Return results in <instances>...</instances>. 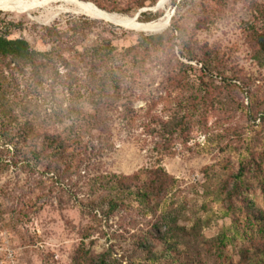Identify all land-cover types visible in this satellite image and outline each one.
I'll return each instance as SVG.
<instances>
[{"label": "rangeland", "instance_id": "obj_1", "mask_svg": "<svg viewBox=\"0 0 264 264\" xmlns=\"http://www.w3.org/2000/svg\"><path fill=\"white\" fill-rule=\"evenodd\" d=\"M173 1L51 0L0 9V20L19 23L11 36L26 38L38 50L49 48L40 27L59 22L65 29L69 16L101 22L91 29L89 40L100 33L119 50L134 45L140 34L163 33L172 22L180 27L167 34L164 48L151 55L134 81L112 95L113 103L99 97L96 84L86 77H79L71 95L59 79L51 87L47 73L37 86L22 78L6 95V114L14 123L30 121L72 135L89 129L92 136L106 139L109 148L88 151L84 160L73 156L76 164L81 162L80 171L65 178L44 174L41 166L0 172V264H95L97 257L105 264H250L249 251V258H255L251 246L264 242V225L259 231L245 208L264 216V120L259 115L264 112V66L254 57L251 34L252 29L264 30V0ZM165 15L168 25L152 32L123 21L153 23ZM193 53L196 57L189 59ZM205 62L216 69L202 72ZM175 76L182 79L179 85ZM196 97L187 131L172 136L165 151V140L157 134L160 125L169 122L178 102ZM66 108L71 116L58 123L51 114ZM96 111L103 125L79 126L87 122L85 115ZM155 166L178 181L159 213L144 216L134 209L107 218L85 207L92 197L90 181L100 173L131 175ZM238 172L243 174V192L224 194L232 191ZM172 215L176 224L170 242L176 248L167 253L157 243L158 258H147L135 245L138 238ZM195 222L196 238L193 232L184 238L181 227L190 229ZM232 224L245 231L244 239L234 237L224 246L206 244Z\"/></svg>", "mask_w": 264, "mask_h": 264}, {"label": "trees", "instance_id": "obj_2", "mask_svg": "<svg viewBox=\"0 0 264 264\" xmlns=\"http://www.w3.org/2000/svg\"><path fill=\"white\" fill-rule=\"evenodd\" d=\"M142 14L145 15V13ZM147 20L150 19H143V21ZM67 21L70 22V26L65 29L59 22L41 26L40 36L49 48L38 50L26 38L11 36L12 31L17 29L18 22L6 18L0 20V172L9 167L33 171L41 166L44 174L52 173L56 179L65 178L66 175L80 171L81 162L76 164L73 156L81 155V160H84L88 151L97 152L107 150L108 147L106 139L100 140L99 136H92L89 129L72 135L64 130L50 131L39 125L35 126L30 121L14 123L13 118L6 114L5 97L20 86L22 78L34 81L37 86L42 84L43 75L47 73L46 78L51 79L49 84L51 87L59 79L62 88L73 95L76 93L72 90L73 85H76L79 77L83 76L96 84L99 97L109 99L113 103L112 95L123 89L124 84L128 85L134 81L137 71L139 73L144 64L150 62L151 55L164 48L167 34L180 31V27L172 22L165 32L140 34L134 45L119 50L112 43L111 38L100 33L93 40H89L91 29L97 22L101 23L98 20L85 16H69ZM108 26L112 28L113 25ZM109 32L113 33L111 30ZM251 38L254 45V57L260 65L264 66V30L252 29ZM195 57L194 53L188 56L189 59ZM214 69H216L214 66L205 62L200 70L207 72ZM174 78L176 85H179L182 79L177 80L176 76ZM194 98L178 102L177 110L172 114L169 122L160 125L157 134L165 140L166 145L164 142L161 145L165 151L169 148L172 136L181 135L187 131L191 123L188 112L194 109L196 100L199 102L198 97L195 101ZM206 98L207 96L204 95V102L207 101ZM64 111L66 114L63 113ZM70 112L71 108L55 110L51 116L61 123L65 115L71 116ZM259 115L264 120V112L260 110ZM85 118L87 122L80 123L79 126L98 129L104 122L98 111L85 115ZM14 119L17 120L15 117ZM97 140H100L105 148ZM242 175L241 172L236 174L232 191L228 189L224 194L230 192L239 196L243 192ZM177 185V179L161 166L142 168L131 175L100 173L90 181L89 191L92 197L85 207L90 212L101 211L107 218L119 213L130 214L134 209L138 211L140 209L139 212L147 216L163 210L169 195ZM221 191L223 192L224 189ZM245 210L249 219L254 225H258V230L262 232L263 214L256 210L248 213V210H251L249 207ZM170 219L159 223L160 225L154 224L147 235L138 238L135 245L145 252L147 258L152 260L158 258L154 250L157 243H160L167 253L176 248V244L173 246L170 242L174 238L175 216L172 215ZM198 223L195 222L190 229L181 227V230H184L183 237L185 238L186 234L191 232L195 237ZM232 228L233 234L230 236L227 233ZM242 232L232 224L220 235L206 239L205 242L224 246L234 237L244 239L245 231ZM251 247L257 254L255 258H249L252 254V251H249L250 255L247 258L250 264H264V242ZM85 253L89 254L88 250ZM162 254L164 252L159 255ZM95 264H105V261L97 257Z\"/></svg>", "mask_w": 264, "mask_h": 264}, {"label": "bare ground", "instance_id": "obj_3", "mask_svg": "<svg viewBox=\"0 0 264 264\" xmlns=\"http://www.w3.org/2000/svg\"><path fill=\"white\" fill-rule=\"evenodd\" d=\"M48 1L50 2L51 0H0V9L2 8L5 9L6 7H9L11 5L17 7H33ZM168 20H169L168 15H165L163 20L153 23H137L129 19H123L124 22L128 23L133 28L145 32H152L165 28L168 25Z\"/></svg>", "mask_w": 264, "mask_h": 264}, {"label": "water", "instance_id": "obj_4", "mask_svg": "<svg viewBox=\"0 0 264 264\" xmlns=\"http://www.w3.org/2000/svg\"><path fill=\"white\" fill-rule=\"evenodd\" d=\"M158 5H159V4H157V6H156V7H158ZM140 13H141V11H139V12H138V13L135 15V17H134V18L136 19Z\"/></svg>", "mask_w": 264, "mask_h": 264}, {"label": "built area", "instance_id": "obj_5", "mask_svg": "<svg viewBox=\"0 0 264 264\" xmlns=\"http://www.w3.org/2000/svg\"><path fill=\"white\" fill-rule=\"evenodd\" d=\"M1 248H2V246H1V240H0V256H1Z\"/></svg>", "mask_w": 264, "mask_h": 264}]
</instances>
